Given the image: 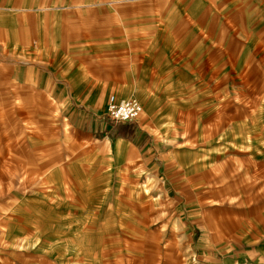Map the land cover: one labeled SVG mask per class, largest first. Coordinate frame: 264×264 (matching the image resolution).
<instances>
[{
    "label": "rangeland",
    "instance_id": "rangeland-1",
    "mask_svg": "<svg viewBox=\"0 0 264 264\" xmlns=\"http://www.w3.org/2000/svg\"><path fill=\"white\" fill-rule=\"evenodd\" d=\"M14 8L0 4V264H264V57L173 101L71 106L38 87L46 50ZM110 94L143 104L131 135Z\"/></svg>",
    "mask_w": 264,
    "mask_h": 264
},
{
    "label": "crops",
    "instance_id": "crops-1",
    "mask_svg": "<svg viewBox=\"0 0 264 264\" xmlns=\"http://www.w3.org/2000/svg\"><path fill=\"white\" fill-rule=\"evenodd\" d=\"M4 2L15 6L20 24L21 18H30V32L46 50L36 64L49 75L39 76L38 87L57 99L68 95L71 106H89L93 96L101 97V104L106 92L122 97L147 92L173 101L187 91L196 93L199 82L212 87L216 73L230 64L250 56L251 63L261 64L264 57V0H0ZM138 14L148 23L128 20ZM4 24L5 19L0 27L6 34ZM219 32L227 37L220 39ZM230 32L239 34L236 43L230 44ZM7 38L17 40L11 31ZM48 64L67 66L68 80L61 79L58 68L55 74L48 71ZM127 142L119 138L116 143L120 155H126Z\"/></svg>",
    "mask_w": 264,
    "mask_h": 264
},
{
    "label": "built area",
    "instance_id": "built-area-1",
    "mask_svg": "<svg viewBox=\"0 0 264 264\" xmlns=\"http://www.w3.org/2000/svg\"><path fill=\"white\" fill-rule=\"evenodd\" d=\"M108 117L118 123L133 122L143 112V105L137 98L119 100L115 94H111L107 102Z\"/></svg>",
    "mask_w": 264,
    "mask_h": 264
},
{
    "label": "trees",
    "instance_id": "trees-1",
    "mask_svg": "<svg viewBox=\"0 0 264 264\" xmlns=\"http://www.w3.org/2000/svg\"><path fill=\"white\" fill-rule=\"evenodd\" d=\"M127 128H129V123H125V124H121L118 129H117V133L118 134H122V135H127V134H132L133 130H127ZM127 130V131H125Z\"/></svg>",
    "mask_w": 264,
    "mask_h": 264
}]
</instances>
